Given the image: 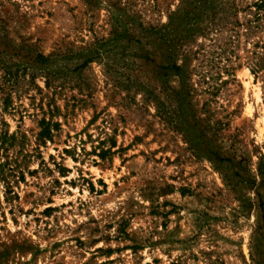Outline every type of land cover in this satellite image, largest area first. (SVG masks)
<instances>
[{
	"label": "rangeland",
	"instance_id": "obj_1",
	"mask_svg": "<svg viewBox=\"0 0 264 264\" xmlns=\"http://www.w3.org/2000/svg\"><path fill=\"white\" fill-rule=\"evenodd\" d=\"M250 2L0 0V264H264Z\"/></svg>",
	"mask_w": 264,
	"mask_h": 264
},
{
	"label": "trees",
	"instance_id": "obj_2",
	"mask_svg": "<svg viewBox=\"0 0 264 264\" xmlns=\"http://www.w3.org/2000/svg\"><path fill=\"white\" fill-rule=\"evenodd\" d=\"M250 1L251 2L248 5V8H252L254 10V13H252L253 17L256 19V21L263 20L264 19V0H250ZM195 124H196V122L189 124V127L191 128V132L189 134V137H190L189 141L192 145L197 144V143L200 144V142H198V138L195 137V128H194ZM44 131H45L44 132L45 134L43 133V135H45L44 137L49 139L51 137L50 130H44ZM98 149H99V157L100 158H102L105 154H109V151L103 149L102 147H100ZM205 151L209 156L213 157L215 159V161H217V162H223V161L229 162V160H224L222 157L219 158L216 154H214L211 151V146H206ZM242 162H244V160L240 159L236 163V165L240 166L242 164ZM258 172L260 174H264V155L259 160ZM183 192H185V190H181V193H183Z\"/></svg>",
	"mask_w": 264,
	"mask_h": 264
}]
</instances>
